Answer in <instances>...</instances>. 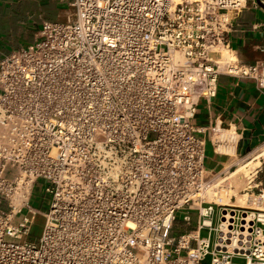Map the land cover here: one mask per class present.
<instances>
[{
    "label": "built area",
    "instance_id": "built-area-1",
    "mask_svg": "<svg viewBox=\"0 0 264 264\" xmlns=\"http://www.w3.org/2000/svg\"><path fill=\"white\" fill-rule=\"evenodd\" d=\"M250 6L72 0L71 18L3 59L0 264H264V211L205 200L207 138L234 132L195 126L221 76L264 91V63L241 62L230 42ZM37 188L46 213L30 206ZM179 214L191 230L172 236Z\"/></svg>",
    "mask_w": 264,
    "mask_h": 264
},
{
    "label": "crops",
    "instance_id": "crops-1",
    "mask_svg": "<svg viewBox=\"0 0 264 264\" xmlns=\"http://www.w3.org/2000/svg\"><path fill=\"white\" fill-rule=\"evenodd\" d=\"M72 0H0V63L5 57L35 44L45 22H66L73 15ZM237 15L230 34L233 51L248 65L264 63V0ZM218 124L231 129L227 145L207 138L205 167L208 175H220L240 159L253 157L264 142V91L249 80L219 78L218 95L201 102L195 126L207 129ZM200 137H203L201 134ZM261 170L264 162L261 163ZM259 169L257 174L259 173ZM191 229H184L188 232Z\"/></svg>",
    "mask_w": 264,
    "mask_h": 264
},
{
    "label": "rangeland",
    "instance_id": "rangeland-1",
    "mask_svg": "<svg viewBox=\"0 0 264 264\" xmlns=\"http://www.w3.org/2000/svg\"><path fill=\"white\" fill-rule=\"evenodd\" d=\"M263 148H264V142L261 145L260 151L256 153L253 157L237 160L233 163V166H231L224 173L220 175L210 176L212 183H211L210 189L207 191L205 195V200L208 203L218 204V201H217L219 197L218 194L219 192H221L224 198L226 199L229 198L233 202H237V197H236L237 194L239 196L248 195L247 196L248 197L247 207L255 209L253 207V203L259 206L258 199H260L259 197L264 196V168H262L263 170H261V167H262L261 163L264 162V156L258 159L256 158L263 151ZM240 169L242 173L240 171L238 179L240 180L241 184L235 185L232 183V180L223 182V180L225 178H228L230 174ZM258 169L260 172L257 174ZM245 180H246V183L244 182ZM237 186H240V187H237ZM255 186H258V188H255ZM215 194L216 196L214 197ZM44 197L45 195H44L43 190L41 188H37L35 190L30 206L34 208L35 210H38L42 213H46L49 210L51 196H46L45 199ZM27 213H28V210H25L22 215L16 218V221L18 222L21 221L22 218L25 215H27ZM191 216L193 218V223L195 226L197 222V218L193 214ZM43 224H44V219L42 215L39 214L35 219L34 225L32 226L31 238H30L31 240H37L40 237ZM216 226H217V216L214 219V227ZM184 229L185 227L183 226V215L179 214L177 217V222L174 225V229L171 235L178 236L179 234L184 232ZM209 236H210L209 230H204L202 232V237L209 238ZM211 242L213 246V244L215 243V234L212 235ZM212 250L213 248H211L210 251ZM211 263H212L211 255H208L202 262V264H211ZM246 263L247 261L244 257H237L232 262V264H246Z\"/></svg>",
    "mask_w": 264,
    "mask_h": 264
},
{
    "label": "bare ground",
    "instance_id": "bare-ground-1",
    "mask_svg": "<svg viewBox=\"0 0 264 264\" xmlns=\"http://www.w3.org/2000/svg\"><path fill=\"white\" fill-rule=\"evenodd\" d=\"M263 147V146H262ZM264 156V148H263V151L257 156L256 159L260 158V157H263ZM246 167V166H245ZM242 169V168H241ZM240 170L230 174V176L228 178H225L223 180V182L225 181H228V180H232V183L235 184V185H238V184H241L240 183V180L238 179L239 177V174H240ZM242 173V171H241ZM246 178V177H245ZM246 183V180L244 181ZM243 185V184H242ZM246 185V184H245ZM237 187H240V186H237ZM239 189V188H238ZM236 193V192H235ZM213 195V194H212ZM216 196V194L214 195V197ZM218 204L219 205H235V206H238V207H247V199H248V195H244V196H239L237 194V202H233L231 201L229 198L226 199L223 197V194H221V192H219L218 194ZM260 199L259 200V206L255 203H253V207L257 210H261V211H264V196H261L259 197ZM258 202V201H257Z\"/></svg>",
    "mask_w": 264,
    "mask_h": 264
},
{
    "label": "water",
    "instance_id": "water-1",
    "mask_svg": "<svg viewBox=\"0 0 264 264\" xmlns=\"http://www.w3.org/2000/svg\"><path fill=\"white\" fill-rule=\"evenodd\" d=\"M260 0H258V2H259Z\"/></svg>",
    "mask_w": 264,
    "mask_h": 264
}]
</instances>
